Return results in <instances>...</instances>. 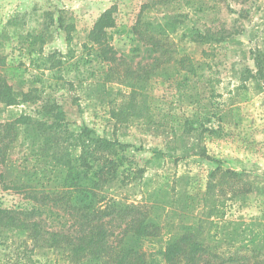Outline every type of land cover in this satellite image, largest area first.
<instances>
[{"label":"rangeland","instance_id":"obj_1","mask_svg":"<svg viewBox=\"0 0 264 264\" xmlns=\"http://www.w3.org/2000/svg\"><path fill=\"white\" fill-rule=\"evenodd\" d=\"M106 14L115 21L105 27L115 62L90 39ZM135 27L154 30L158 38L161 32L158 40L165 46L141 39ZM263 52L264 0H0V67L3 62L21 67L26 81L21 85L7 76L19 102L0 101V124L30 115L38 135L26 141L18 123L6 163L0 153V207L33 203L25 193L6 188L14 185L8 162L19 172L36 165L33 169L52 175L50 162L32 159L33 147L41 154V145L59 131L88 126L98 136L144 147L127 153L146 172L137 188L114 191L122 198L140 201L141 191L169 185L203 195L210 172L221 165L251 182L250 189L229 186L221 204L224 219L258 221L264 231V84L252 76ZM109 66L133 87L106 80ZM187 67L192 72L186 73ZM143 69L147 80H137ZM127 70L133 73L125 75ZM242 85L248 89L245 101ZM117 104L135 110L124 124L110 114ZM233 107H240L239 122ZM177 121V127L187 122L190 132L174 135L171 125ZM155 150L165 156L157 158ZM28 236L26 229L0 227V264H36L39 252L31 250Z\"/></svg>","mask_w":264,"mask_h":264},{"label":"trees","instance_id":"obj_2","mask_svg":"<svg viewBox=\"0 0 264 264\" xmlns=\"http://www.w3.org/2000/svg\"><path fill=\"white\" fill-rule=\"evenodd\" d=\"M114 24V19L106 14L96 22L90 34L93 44H97L103 57L111 62L116 60L109 55L112 48L106 43L105 27ZM135 29L141 39L165 46L158 40L161 32L158 38L154 30ZM215 39L220 41L222 37ZM260 54L257 72L252 76L257 83L264 84V52ZM112 69L109 66L106 70V80H124L133 87L127 78L120 77L118 70ZM192 70L187 67L186 73ZM21 71V67L4 62L0 67V101L7 105L19 102V95L12 91L7 76L25 85ZM146 72V69L139 71L137 80L146 81ZM127 73L130 76L133 71L127 70L125 75ZM29 93L25 92L24 96ZM239 94L241 101L248 100L247 86H240ZM111 108V116L120 124L135 114V110L119 104ZM240 112V107H233L237 122ZM33 121L30 115H22L15 121L0 124L2 163H6L15 147L18 123L23 124L21 134L26 141L38 138L33 133ZM178 125L179 121L171 125L174 135L178 131L190 132L187 122L184 127ZM40 148L41 154L33 147L32 159L36 163L50 162L52 175L33 169L36 165L32 169L24 165L19 172L14 165L6 164L14 174V185L6 188L25 193L33 202L32 206L0 207V227L29 231L31 250L39 252L36 264H264L263 224L224 219L222 205L229 186L232 190L237 187L236 183H242L247 189L251 188V182L241 177L242 172L224 170L218 165L210 172L203 195L169 185L141 191L143 199L140 201L127 200L114 191L137 188L140 184L146 168L127 153L143 151L144 147L98 136L94 129L84 126L78 132L59 131ZM76 149H79L78 154ZM154 153L159 159L165 156L162 150ZM217 186L219 195L215 200ZM52 216L56 219H49ZM148 242L159 248L154 251L146 248Z\"/></svg>","mask_w":264,"mask_h":264}]
</instances>
